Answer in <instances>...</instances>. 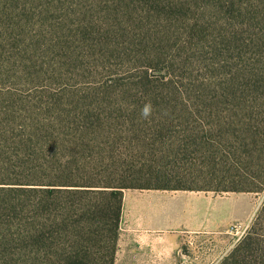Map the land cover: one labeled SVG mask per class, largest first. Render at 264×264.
Instances as JSON below:
<instances>
[{"label": "rangeland", "instance_id": "obj_1", "mask_svg": "<svg viewBox=\"0 0 264 264\" xmlns=\"http://www.w3.org/2000/svg\"><path fill=\"white\" fill-rule=\"evenodd\" d=\"M252 2L0 0V230L14 251L0 264H47L17 231L47 196L40 189L77 184L129 186L122 209H252L222 230L205 215L203 259L177 264H264V190H213L250 177L235 164L246 148L232 143L229 79L234 53L256 51ZM254 163L259 183L264 162ZM157 186L195 190L146 188ZM76 210L70 221L96 231L86 245L113 236L114 209ZM48 214L59 260L74 236L63 209Z\"/></svg>", "mask_w": 264, "mask_h": 264}, {"label": "trees", "instance_id": "obj_2", "mask_svg": "<svg viewBox=\"0 0 264 264\" xmlns=\"http://www.w3.org/2000/svg\"><path fill=\"white\" fill-rule=\"evenodd\" d=\"M250 45L254 46L255 53H234V65L231 66L232 81L229 79L231 88L230 118L233 119L229 124L234 126V137L232 143L237 151L246 148L243 157L235 163L241 164V169L246 168L250 177L243 179L240 187H226L224 189H213L215 191L233 192H261L264 190V179L259 183L254 181V168L257 165L255 159L258 157L260 162H264V0H253L250 5ZM239 159V156H238ZM239 162V163H238ZM232 165V164H231ZM232 165V166H236ZM252 179H249L251 178ZM254 178V179H253ZM256 180V179H255ZM45 186V184H39ZM56 186V185H46ZM66 189L45 188L40 189L47 194L41 202L35 203L32 208L34 216L28 225L26 234L21 232L26 229V225L17 231L18 241L25 244L24 248L28 251V256L40 260L44 255L47 264H115L117 244L119 238V227L122 216V206L124 189L130 188L123 184L107 185H61ZM145 188V187H143ZM157 189L174 190H195L186 188H170L168 186L146 187ZM205 190V189H199ZM63 194L68 198L65 201H56L55 194ZM54 209H63L66 212L61 215L68 234L72 233L74 239L68 245L58 260L54 254H59L55 250L53 239L47 236L46 231H52L58 227L54 218L48 213H53ZM76 211L84 213L105 214L104 209H114L115 229L112 230L113 236L108 238L104 245H86L83 238L86 235H95L91 227L82 224H74L70 221ZM43 216L47 218L43 219ZM258 220V219H257ZM6 224L4 216L0 214V226ZM72 225L73 228H70ZM12 232L0 230V254L13 255L14 251L9 247ZM250 237V233L248 235ZM70 248H74L71 250ZM103 256H99V254ZM231 257L225 260L226 264Z\"/></svg>", "mask_w": 264, "mask_h": 264}, {"label": "crops", "instance_id": "obj_3", "mask_svg": "<svg viewBox=\"0 0 264 264\" xmlns=\"http://www.w3.org/2000/svg\"><path fill=\"white\" fill-rule=\"evenodd\" d=\"M205 215L212 217L215 229L222 230L233 222H246L252 209H122L116 264L202 260ZM224 244L219 248H226Z\"/></svg>", "mask_w": 264, "mask_h": 264}, {"label": "clouds", "instance_id": "obj_4", "mask_svg": "<svg viewBox=\"0 0 264 264\" xmlns=\"http://www.w3.org/2000/svg\"><path fill=\"white\" fill-rule=\"evenodd\" d=\"M152 112H153V106L151 102L148 101L143 105L140 115L143 119L147 120L152 115Z\"/></svg>", "mask_w": 264, "mask_h": 264}]
</instances>
